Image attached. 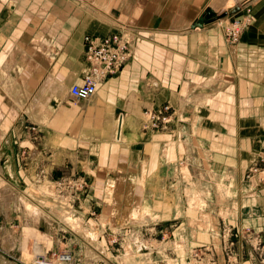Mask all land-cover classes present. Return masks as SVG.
Instances as JSON below:
<instances>
[{
  "label": "crops",
  "instance_id": "obj_1",
  "mask_svg": "<svg viewBox=\"0 0 264 264\" xmlns=\"http://www.w3.org/2000/svg\"><path fill=\"white\" fill-rule=\"evenodd\" d=\"M222 1L212 7L208 5L210 0H134L133 5L126 0L129 12L122 10L116 20L142 33L132 41L130 59L134 53L135 57L118 75L102 80L90 98L74 101L70 87L81 83L88 71L84 36L105 37L119 31L109 32L114 28L111 21H92L88 8L85 13L79 10L80 14L74 15V0H3L0 163L4 177L17 187L13 175L17 149L10 145L14 147L18 141L12 137L24 133V125L33 124L42 133L37 147L30 152L36 163L43 160L47 167L94 168L92 181L106 185L137 182L139 175H133L134 178L128 169L142 168L149 154L141 131L144 108L156 107L165 98L173 104L184 103L185 111L191 109L186 104L201 101L205 107L196 114L198 124L203 119L227 120L224 112L211 109L205 97L209 87L227 79L236 80V93L233 86L230 90L232 105L228 116L237 120L236 126H229L226 121H220L221 126H212L204 121L203 127L196 130L199 129L204 150L212 159L215 177L222 181L224 172H230L229 182L234 189L236 184L238 196L234 204L232 201V215H238L237 225H252L264 231V186L246 192L242 181L255 149V137L261 134L256 124L264 126V0H232L235 4L229 6L231 14L243 13L248 5L252 16L238 45L230 51L214 30L206 28L207 23L191 28L195 21H206L203 14L198 17L203 10H223L226 5ZM90 3L96 5L94 0ZM174 8L179 9L178 17L175 11L169 15ZM78 17L85 19L86 25L75 31ZM10 64L4 72V67ZM118 113L127 119L120 139L114 133ZM8 136H12L11 142ZM255 201L258 208L254 207ZM13 211L16 210L9 215L0 213L10 220ZM43 222L46 223L44 218Z\"/></svg>",
  "mask_w": 264,
  "mask_h": 264
},
{
  "label": "rangeland",
  "instance_id": "obj_2",
  "mask_svg": "<svg viewBox=\"0 0 264 264\" xmlns=\"http://www.w3.org/2000/svg\"><path fill=\"white\" fill-rule=\"evenodd\" d=\"M125 1L94 0L96 5H93L90 3L91 0L90 2L74 0V15L80 14L79 10L85 13L88 8L92 13V21L96 23L111 21L114 28L109 32L122 30L129 33L132 41H136V36L142 33L116 20L122 10L129 12V3L132 5L135 3L134 0H127L126 8ZM210 1L208 5L213 7L222 0ZM3 3V0H0V8ZM222 4L226 7L211 15L216 17L215 21H205V24L207 23L206 28L214 30L220 36L221 43H224L230 51V48H236L246 26L250 24L251 8L246 5L243 13L233 15L229 6L235 3H232V0L228 3L223 0ZM77 6L78 10H76ZM134 8L130 7V10ZM196 8L199 9L198 4ZM207 9L198 17L201 18L203 14L206 19L209 14ZM173 11L178 17L179 9H172L169 15H172ZM223 13L226 14L222 15ZM83 24L86 25L85 19L79 18L74 24L75 31L81 29ZM117 24L119 28L115 27ZM175 37L178 38L176 35ZM209 53L211 54V51ZM134 57L135 53L131 59ZM131 59L129 58L115 74L107 77L116 75ZM235 84L236 80L232 82L227 79L218 86L208 88L206 98L212 105L211 109L224 112L227 120L214 119L209 122L203 119L200 121L201 124H198L196 114L199 115V109L205 107L201 101L186 104V107L189 105L191 109L185 111L184 103L173 104L165 98L156 107L146 106L142 114L141 131L149 154L148 157L145 155L146 160L143 161L142 168L128 169V173L132 176L139 175V181L134 183L124 181L116 182L114 186L113 183L106 185L105 182L92 181L94 168L86 170L87 168L70 166L47 167L44 166L43 160L36 163L30 158V152L37 147V141L41 140L42 133H39L33 124L24 125L22 128L25 132L21 135L8 136L10 142L11 137L18 141L16 146L10 145L13 150L17 149L13 165L17 187L12 185L17 192H13L15 200L9 201L8 211L5 210L6 213L3 214L9 215L10 211H16H13L10 220L0 213V238L7 234L18 241L14 240L6 245L0 241V256H6V259L14 264H34L35 239L32 237L22 239L25 234L23 229L41 225L38 229L48 234L51 242L45 237H40L37 240L38 245L43 248L41 255L52 264H119L114 259L124 251L125 242L136 228L142 239H146L148 243L155 241L156 244H165L163 253H158L156 250L152 253L153 260L158 264H169L167 258L169 256L170 259L175 260L174 264H264V231L252 225L244 227L237 225L238 215H232V201L234 204L238 196L236 184L234 189L229 182L230 172H224L222 181L215 177L212 159L204 150L205 143L201 142L198 136L199 129L196 130L203 127L204 121L208 122V125L211 123L212 126H221L220 121H226L229 126H236V119H228L232 105L230 90L233 86L232 91L236 93ZM235 97L241 98V95L235 94ZM188 115L191 116L190 119ZM256 128H259L261 134L255 137V149L251 152L248 166L243 173V191H256L258 188L261 190L264 186V126L256 124ZM185 138L189 141L187 150L180 141ZM190 144L193 146L191 147ZM5 180L8 181L6 178ZM51 186L54 193L49 192ZM20 196H23L28 205H38L43 208H41L43 214L39 224L35 225L27 218V210L19 203ZM27 197L31 198V202ZM255 203L257 204V201ZM51 207L75 213L83 218L86 227L98 230L106 254H101L97 246L85 241V237L76 234L74 230L68 229L69 227L63 224V219L49 215L48 211ZM254 207L258 208V204ZM143 208H147L146 211L150 214L148 218L141 214ZM110 213L118 214L117 216L123 218L134 217L137 221L142 215L143 224H125L120 228L111 227L108 223L101 226V217ZM43 218L50 225L44 223ZM29 234L35 237L33 231ZM182 239L183 244L176 243ZM169 241L173 245H170ZM143 249L145 251L149 247L144 246ZM88 250L96 251L95 255H88ZM140 259L146 261L143 257L136 258V261Z\"/></svg>",
  "mask_w": 264,
  "mask_h": 264
},
{
  "label": "bare ground",
  "instance_id": "obj_3",
  "mask_svg": "<svg viewBox=\"0 0 264 264\" xmlns=\"http://www.w3.org/2000/svg\"><path fill=\"white\" fill-rule=\"evenodd\" d=\"M214 12V11H213ZM220 20V19H219ZM218 22L220 23L221 20ZM215 21V20H213ZM122 32V31H121ZM120 33V32H119ZM127 37L129 36V33H125ZM133 35V34H132ZM135 41V40H134ZM133 44V43H132ZM36 46V45H35ZM45 47V46H44ZM47 50V49H46ZM47 53V52H46ZM26 54V53H24ZM24 57V56H23ZM43 57V56H42ZM6 58V57H5ZM48 59V58H47ZM27 62V61H26ZM37 62V61H36ZM39 63V62H38ZM40 65V64H39ZM12 65L10 64L9 66L6 65L4 67V72H6ZM20 67V66H19ZM34 68V67H33ZM38 68V67H37ZM40 69V68H39ZM6 70V71H5ZM37 70V69H36ZM8 73V72H7ZM29 73V72H28ZM6 74V73H5ZM35 77V76H34ZM9 79H12L11 77L8 76ZM28 78V77H27ZM8 82V81H7ZM10 85V84H9ZM18 86V85H17ZM16 88V86H15ZM208 88V87H207ZM15 90V89H13ZM205 91V90H204ZM18 92V91H17ZM95 94V93H94ZM11 97V96H10ZM21 98V97H20ZM206 98V97H205ZM19 99V98H18ZM36 100V99H35ZM24 102V100L22 101ZM20 104V103H19ZM191 106V105H190ZM201 106V105H200ZM16 107V106H15ZM1 108V107H0ZM34 109V108H33ZM32 110V109H31ZM38 110V109H37ZM180 110V109H179ZM25 111V110H24ZM35 111V109H34ZM3 113V112H2ZM22 113V112H21ZM181 115V114H180ZM3 118V117H2ZM181 118V117H180ZM117 121H116V125H115V138L116 139H120V137H122V131H123V126H124V122L127 120L122 113H119V115H117L116 117ZM189 122V121H188ZM180 124V123H179ZM182 124V123H181ZM180 124V125H181ZM187 124V123H186ZM190 125V124H189ZM181 128V127H180ZM188 128V127H187ZM182 132V130H181ZM191 132V131H190ZM193 132V131H192ZM184 133V132H183ZM185 134V133H184ZM182 135V134H181ZM4 136V135H3ZM190 137V135H189ZM124 139V138H123ZM3 138L0 135V144ZM172 140V139H171ZM6 141V140H5ZM180 141L182 142L185 150H187L189 148V141L187 140V138H185L184 140L180 139ZM6 143V142H5ZM191 146V144H190ZM193 146V145H192ZM191 146V147H192ZM2 147V146H1ZM190 147V148H191ZM196 147V146H195ZM194 147V148H195ZM194 150V149H193ZM38 151V150H37ZM37 156V155H36ZM125 166V165H124ZM4 168V167H3ZM3 168L1 166L0 163V211H3V213H6L5 210H7L8 207V203L11 199L15 200L14 196H13V192H17L16 189L12 186L13 184L10 183L9 181L5 180V178L3 177L4 171ZM256 170V169H255ZM10 171V170H9ZM7 172V171H6ZM11 173V172H10ZM119 173V172H118ZM111 188V187H110ZM202 190V189H201ZM199 190V191H201ZM49 192L50 193H54L53 191V187H49ZM49 192H47L49 194ZM207 192V191H206ZM248 192V191H246ZM19 193V192H18ZM46 194V192H45ZM57 194V193H56ZM53 194V195H56ZM209 194V193H208ZM15 195V193H14ZM20 195V193H19ZM203 195V194H202ZM56 197V196H55ZM59 197V196H58ZM60 198V197H59ZM62 198V196H61ZM19 203L21 204L22 207H24L27 210V218H29V220L31 221V223L33 224H39L40 219L42 217V207L38 206V205H28L26 203V201L24 200L23 196H20L19 198ZM27 199L29 200V202H31V198L27 197ZM34 201V200H33ZM42 208V209H41ZM147 209V208H146ZM145 208L142 209L141 214L145 217L148 218L150 216V214L148 213V211H146ZM8 211V210H7ZM49 215H53L55 217L61 218L63 219V224L67 225V227H69L68 229H72L74 230V232L76 234H79L80 236L85 237V241H88L89 243H92L93 245H95V247L97 246L99 252L101 254H106V249L104 248V245L101 243L100 240V232L96 229H90L88 227H86L84 225V220L81 216H78L77 214H73L72 212H67V211H62L60 209H57L56 207H51L49 208L48 211ZM118 215V214H117ZM115 213H110V214H106L103 215L100 219L101 222V226L106 225V223H108L111 227H122L125 224H135V223H142V215L141 218L137 221L136 218L134 217H129V218H123V217H119L117 216ZM150 219V218H149ZM156 220V218L154 219ZM147 223V222H146ZM143 224V223H142ZM145 224V223H144ZM130 226V225H129ZM37 227V226H36ZM65 227V226H64ZM133 228V227H132ZM141 229V228H140ZM132 230V229H131ZM23 231L25 232V234L23 235V238H34L35 239V243L34 245V254L36 255L35 259H34V264H52L47 262V259L45 258L44 255H41L43 253V248L40 247L38 245V239L40 237H45L49 242H51V237L44 233L43 231L39 230L38 227L37 229L34 227H26L23 229ZM30 231L34 232V236L33 237L30 233ZM183 238V237H182ZM14 238L11 237L10 235H4L2 237V239L0 238V241H2L3 245H6V243H12L14 242ZM126 241V240H125ZM150 242V241H149ZM170 242V241H169ZM168 242V243H169ZM165 243V242H164ZM177 244H183V239L179 240L176 242ZM175 243V244H176ZM185 243V242H184ZM173 245V243L170 242V245ZM144 246L149 247V249L144 251ZM176 246V245H174ZM136 247V248H135ZM153 247L155 249H153ZM165 244H156V242L154 241V243H148L146 241V239H142V237L140 236L138 229H134L133 232L131 233V235L129 236L128 241L125 242L124 245V251L119 254L118 256L115 257L114 260H116L119 264H158L156 262V260L154 261L152 258V253L153 252H158V253H163ZM94 248V246H93ZM168 248V247H167ZM156 250V251H155ZM167 250V249H166ZM96 252V251H94ZM93 251L88 250V255H95ZM165 254V253H164ZM167 255H165L166 257ZM105 257V256H104ZM110 257V256H109ZM145 258L146 261H142L141 259L138 260V262L136 261V258ZM6 256H0V264H14L13 262H10V260L6 259ZM114 258V257H112ZM169 264H174L175 260L170 259V256L167 257ZM109 260V258H108ZM112 261V260H111ZM115 261V262H116ZM190 261V260H189ZM10 262V263H9ZM190 263V262H189ZM208 263V262H207ZM18 264V263H15ZM211 264V263H209Z\"/></svg>",
  "mask_w": 264,
  "mask_h": 264
},
{
  "label": "built area",
  "instance_id": "obj_4",
  "mask_svg": "<svg viewBox=\"0 0 264 264\" xmlns=\"http://www.w3.org/2000/svg\"><path fill=\"white\" fill-rule=\"evenodd\" d=\"M125 33L124 31L111 33L105 37L85 36L84 59L88 63V71L81 83H75L70 87L72 100L90 98L103 78L115 74L129 60L133 44Z\"/></svg>",
  "mask_w": 264,
  "mask_h": 264
},
{
  "label": "water",
  "instance_id": "obj_5",
  "mask_svg": "<svg viewBox=\"0 0 264 264\" xmlns=\"http://www.w3.org/2000/svg\"><path fill=\"white\" fill-rule=\"evenodd\" d=\"M208 13L207 14V18L206 21L210 22L216 19V17H212L211 15L214 13L211 9H207ZM226 13H223L222 15H225ZM211 16V17H209ZM205 22H201V21H195L193 22V24L191 25V28H195V27H203Z\"/></svg>",
  "mask_w": 264,
  "mask_h": 264
}]
</instances>
